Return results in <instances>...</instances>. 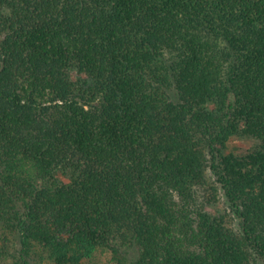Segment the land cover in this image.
<instances>
[{
  "label": "trees",
  "instance_id": "obj_1",
  "mask_svg": "<svg viewBox=\"0 0 264 264\" xmlns=\"http://www.w3.org/2000/svg\"><path fill=\"white\" fill-rule=\"evenodd\" d=\"M100 252L264 264V0H0V264Z\"/></svg>",
  "mask_w": 264,
  "mask_h": 264
},
{
  "label": "rangeland",
  "instance_id": "obj_2",
  "mask_svg": "<svg viewBox=\"0 0 264 264\" xmlns=\"http://www.w3.org/2000/svg\"><path fill=\"white\" fill-rule=\"evenodd\" d=\"M258 146V142H256L252 138H239L232 137L228 142L227 153H235L238 155H243L253 149H256ZM214 213L224 211V205L218 204L216 207L212 208ZM10 252L13 255H17L19 257L18 252L12 249ZM40 253V252H39ZM130 261H118L113 258V255L110 252H100L93 260H91L88 264H130ZM3 264H15L14 258L9 254L7 260ZM31 264H54L50 260H48L45 256L41 257L40 255L34 256L31 260Z\"/></svg>",
  "mask_w": 264,
  "mask_h": 264
}]
</instances>
